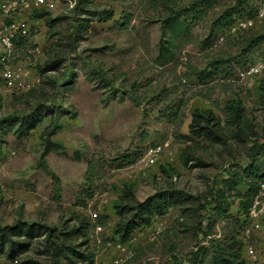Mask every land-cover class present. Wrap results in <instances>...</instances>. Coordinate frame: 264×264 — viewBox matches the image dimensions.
Segmentation results:
<instances>
[{"label": "rangeland", "instance_id": "rangeland-1", "mask_svg": "<svg viewBox=\"0 0 264 264\" xmlns=\"http://www.w3.org/2000/svg\"><path fill=\"white\" fill-rule=\"evenodd\" d=\"M259 2L90 0L74 11L75 4L57 0L48 11L51 28L45 17L28 16L33 31L18 37L12 59L33 85L20 94L0 87V121L9 116L0 123V225H46L74 250L73 260L62 251L56 261L43 235H37L16 255L15 264H87L77 251L94 254L93 263L109 264L115 252L96 245L94 225L102 226V239L117 238L112 204L123 182L136 185L141 195L153 190V181L168 182L183 201L133 232L134 254L123 264H169L172 256L186 258L231 230L243 200L237 192L244 187L226 190L224 178L241 172L248 146L264 143V73L240 82L236 74L250 57H264V19L235 35H224L219 23L229 13L231 18L254 14ZM169 15L177 16L169 21L175 23L173 32L165 21ZM35 46L39 52L30 53ZM55 57L61 58L57 68L41 72ZM231 98L242 101L256 136L220 143L190 134L195 109L210 110L223 126V106ZM32 110L43 117L25 132L18 123ZM47 136L54 147L42 155ZM154 144H167V149L146 166L143 155ZM162 165L170 168V176L160 171ZM220 188L227 193L231 217L216 219L215 233L206 235L207 222L203 232L195 230L196 217H181V209L206 204L209 191ZM83 221H88L84 233ZM157 227L160 231L149 240L148 230ZM6 252L0 264H10Z\"/></svg>", "mask_w": 264, "mask_h": 264}, {"label": "trees", "instance_id": "trees-1", "mask_svg": "<svg viewBox=\"0 0 264 264\" xmlns=\"http://www.w3.org/2000/svg\"><path fill=\"white\" fill-rule=\"evenodd\" d=\"M82 2H90V0H77L72 10L75 11L80 4L82 5ZM48 11V8L42 7L32 10L31 13L32 17L35 18L45 17L48 26L51 28L54 19L49 18ZM252 14L253 13L250 12L242 16H250ZM108 17H110V15L107 14L104 18L106 19ZM176 17V15H169L165 19L172 32L174 31L173 27L175 23H170L169 21L170 18L175 19ZM234 19L235 18H231L229 13L227 18L219 23L222 32L227 29ZM75 27L82 28V23H77ZM83 27L87 28L88 23H84ZM250 29L251 28L241 31L248 32ZM49 35H53V33L49 32ZM60 61L61 58L56 57L47 61L41 69V72L56 69ZM246 62L247 61H245V63ZM66 80L70 81L67 78L65 81ZM260 90V100L264 103V83L260 86ZM223 111L224 125L222 126L221 120L210 110L202 111L195 109L192 112L191 120L188 124L190 134L194 137L220 143H227L229 138L243 143L251 136L257 135L244 116V106L240 99H228L224 103ZM8 117L0 121V123L6 121ZM42 117L43 113L38 110H32L20 118L18 126H24V131L27 132L40 122ZM53 131L52 129L46 130V133L50 134ZM262 137L264 138V136ZM186 139L191 140L190 137ZM52 147H54V143L49 140L47 136L44 140L42 155H45ZM245 156L246 161H243L241 164V172L239 174L232 173L231 176L224 178L225 181L223 186L226 190L236 189L241 184L244 187L243 191L237 192V196L243 200L239 203L237 215L232 217L233 221L229 224L231 230H228L221 240L211 238L208 246H198L195 250H192L186 258L181 259L172 256L173 259L169 264H246L244 242L240 235L242 225L246 222L247 209L250 205L251 197L256 192L258 183L264 181V143L257 144L253 142L252 145L245 149ZM185 161L186 159H184V162ZM160 171L167 176H170L172 172L166 165L160 166ZM155 177L156 176H152L153 180H155ZM152 187L153 190L151 192L141 195L136 185L130 182H123L121 193L112 204L113 211L117 216L112 231L119 240H126L136 229L148 226L155 216H162L168 212L170 207L179 205L180 203L182 204L183 201L180 197V191L176 192L171 183L167 182L164 186H159L156 184V181H153ZM209 193L212 197L210 200H206V204L201 203L195 208L190 209L181 207V217H196L195 230H201L203 221L205 220L207 222V232H204L206 235L208 232L212 234L215 233L211 230V227L216 219L221 218L223 220H228L231 217L226 191L220 188L218 190H210ZM184 197L191 198V196L187 194H185ZM87 227L88 221H83V233ZM201 231L203 232V230ZM53 232V228L36 222H20L9 226L0 225V254L4 253L7 249V256L9 258H14L19 252L28 248L30 239L37 235H43L44 241L47 243L48 250L54 260L56 258L57 261V256L62 251V253L65 254L71 253L70 259L73 260L72 252L74 249L72 245L65 244L63 238H55ZM83 243L85 244L86 240H84ZM75 253L83 255L87 260V264L93 263L94 254L80 251Z\"/></svg>", "mask_w": 264, "mask_h": 264}, {"label": "built area", "instance_id": "built-area-1", "mask_svg": "<svg viewBox=\"0 0 264 264\" xmlns=\"http://www.w3.org/2000/svg\"><path fill=\"white\" fill-rule=\"evenodd\" d=\"M71 6L77 0H67ZM57 0H0V87L7 92L20 94L28 91L32 87L25 69L12 59L15 44L18 37H29L32 33V27L29 24L28 16L36 8L51 9ZM264 19V0H260L255 13L250 16H241L233 22L224 31V35H235L241 30H246L257 26ZM223 38V35L220 37ZM30 53L39 52L35 46L29 50ZM264 73V57L252 56L239 69H237L236 81L240 82L247 78L255 76L257 73ZM227 81H231L227 79ZM234 81V80H233ZM167 149V144H154L147 148L142 161L146 166H151ZM170 156L171 152L168 151ZM264 220V181L258 183L256 192L251 197L250 205L247 209L246 222L242 225L241 238L244 242V256L246 264H260V256L255 245L250 241V235L259 226V221ZM102 231L100 224L94 225V242L97 246H103L105 249H112L115 255L109 264H123L134 254L132 247L137 237L132 233L126 240L102 239L99 233ZM160 231L148 230L147 238L152 240ZM17 258H9L10 264H15ZM93 264H100L96 260Z\"/></svg>", "mask_w": 264, "mask_h": 264}, {"label": "crops", "instance_id": "crops-1", "mask_svg": "<svg viewBox=\"0 0 264 264\" xmlns=\"http://www.w3.org/2000/svg\"><path fill=\"white\" fill-rule=\"evenodd\" d=\"M259 227V226H258ZM256 239L254 240L255 247L260 250V264H264V222L255 230Z\"/></svg>", "mask_w": 264, "mask_h": 264}]
</instances>
